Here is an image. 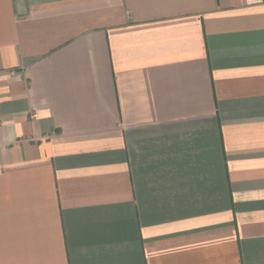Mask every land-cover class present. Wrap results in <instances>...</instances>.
Instances as JSON below:
<instances>
[{"label": "crops", "instance_id": "0c3cea01", "mask_svg": "<svg viewBox=\"0 0 264 264\" xmlns=\"http://www.w3.org/2000/svg\"><path fill=\"white\" fill-rule=\"evenodd\" d=\"M0 264H264V0H0Z\"/></svg>", "mask_w": 264, "mask_h": 264}]
</instances>
